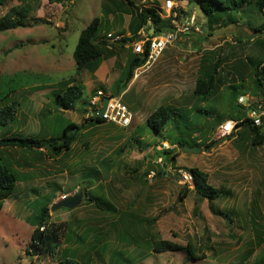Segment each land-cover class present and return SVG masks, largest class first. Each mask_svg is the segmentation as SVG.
I'll list each match as a JSON object with an SVG mask.
<instances>
[{"label":"rangeland","instance_id":"rangeland-1","mask_svg":"<svg viewBox=\"0 0 264 264\" xmlns=\"http://www.w3.org/2000/svg\"><path fill=\"white\" fill-rule=\"evenodd\" d=\"M130 1L135 6L162 9L165 0ZM174 2L184 11L180 18L194 14L197 24L202 22L200 31L191 28L187 34L179 33L180 40L173 42L182 50V62L190 73L188 95H193L200 70L210 61L218 62L217 90L210 100L192 96L185 103L169 105L191 110L187 116L194 119L195 127L187 136L199 139V151H183L168 138L164 141L134 110L137 124L133 121L121 128L89 121L81 126L88 114L78 109L57 111L53 106L59 81H70L74 74L70 61L79 33L94 17L103 21L97 37L108 43V54L124 44L107 40L105 30L109 27L114 35L127 37L123 29L127 31L126 21L135 6L126 0L30 2L33 10L28 26L0 32V76L24 73L27 84L10 96L19 103L17 120L0 126V135L53 136L68 122L80 126L72 148L57 157H51L46 149H2L19 179L0 210V264H58L66 257L80 264H250L264 246V141L252 144L253 134L243 127L220 138L213 120L217 116L229 119L231 104L238 108L237 96H259L250 59L264 56V10L258 12L244 2L232 12L233 23L207 26L194 3ZM17 3L8 0L0 5V17ZM172 45H167L166 53ZM36 75L48 77L50 83L35 81ZM130 98V94L125 95L122 102L129 106ZM75 106L81 107V101ZM197 107L210 110V114L193 112ZM184 126L180 128L188 132ZM161 135H171L175 144L178 131L169 124ZM192 167L207 173L208 183L220 190L211 204L181 181L178 170ZM150 171L154 173L151 179ZM184 186L190 191L180 199ZM79 193L82 199L77 206L49 210L44 227L51 234L57 233L51 253L27 251L36 210L46 201L50 209L63 196ZM90 197L102 208L89 202ZM210 205L228 215L230 221L213 213ZM44 227L40 229L44 231ZM159 240L190 244L193 253L202 258L186 260L183 251L154 252L152 246Z\"/></svg>","mask_w":264,"mask_h":264},{"label":"trees","instance_id":"trees-1","mask_svg":"<svg viewBox=\"0 0 264 264\" xmlns=\"http://www.w3.org/2000/svg\"><path fill=\"white\" fill-rule=\"evenodd\" d=\"M8 0H0V5L4 4ZM17 5L10 8L3 16L0 17V32L6 30L15 29L19 27H27V21L29 19V14L33 10V7L29 4L30 2L38 3L39 0H14ZM53 2V0H48ZM128 4L134 5L130 0H126ZM188 2L194 3L204 16L206 17L207 26L212 25H227L233 23L234 17L231 15L232 12H236L241 8L244 2L251 3L254 8L263 13L264 10V0H188ZM248 3V4H249ZM177 12V17L180 18L184 14L183 9L177 7L175 8ZM224 12V13H223ZM162 9L158 6L145 7V6H135L134 16L132 21L135 22L134 26L129 27L130 36L128 38L122 37L118 42L126 43L131 42L135 39L138 31L142 26L149 23L150 28L153 30V34L166 33L173 29L168 18L161 17ZM100 17H94L91 22L83 29H81L77 43L73 50L72 57L75 61L76 68L82 69L87 68L89 71L93 72L99 65L100 61L103 59L107 52L108 43L103 37H97L100 26L102 24ZM264 26V25H263ZM258 31V29H256ZM264 44V42H262ZM145 54L130 55L127 60L125 71L121 81L116 85L115 94L113 96L119 95L127 86L130 79L133 77L134 69L141 65L145 60ZM250 65L252 68V77L255 88L257 90V95L260 93L264 94V56L263 59H250ZM217 67L218 62L214 63L211 61L207 63L203 70H200V75L196 78L194 84L193 94L197 99L201 101L210 100L217 90ZM24 73L15 72L10 75L3 74L0 76V126H10L17 120V108L19 103L10 96L17 90L25 88L26 78L23 77ZM35 81H39L42 84L50 83V79L43 75H36ZM58 83V82H57ZM59 89L54 94L52 99L53 106L57 111H68L74 110L78 101H81L82 106L79 108L82 114H88L89 101L82 98L84 95V90L80 84L71 82L68 79L59 81ZM29 85H33V82ZM28 87V86H27ZM231 87H234L233 85ZM33 88L38 89L37 85ZM235 95L238 93L237 88L234 90ZM237 96L236 99H238ZM237 107L234 105L231 108L233 111L230 113V118L239 119L245 116L246 108L240 105L236 101ZM201 111L204 114H210V110H203L202 108H195V111ZM189 110H180L177 107L172 106H160L154 110L147 118L146 125L152 133H157L160 135L164 141L168 140L175 145L176 148L182 149L184 147H199L202 146L199 139L196 137L187 136L191 135L195 126H193L194 119L187 116ZM196 119V118H195ZM184 120V121H183ZM192 120V121H191ZM214 124L219 125L223 122L221 116L214 118ZM89 121L95 124L105 123L99 117L89 115L81 123ZM186 124H185V123ZM184 127L188 130L185 132L180 128ZM172 124L175 131H178V136L176 143L174 144L172 136L169 135L165 137L161 135L166 129L167 125ZM241 126L253 134L252 144H258L264 141V126L256 127L247 118L244 119ZM58 129V128H57ZM80 126L73 122H68L65 125L59 127L56 130V135L45 136L43 134L37 136L32 135H20L8 132L6 135H0V210L4 200L9 197L15 189V184L18 178L17 170L12 166V163L3 156L2 149L5 148H18L25 151L46 149L51 157H57L63 152L69 151L77 139L78 130ZM77 130V131H74ZM191 131V132H190ZM44 133V132H42ZM212 143H215L213 141ZM206 148L210 147V144L205 145ZM172 149L171 151H173ZM169 151V152H171ZM167 152V151H165ZM193 178L192 190L196 196L200 199H207L208 203L211 204L214 199L220 196V190L214 188L208 183V175L204 171L198 168L192 167L187 168ZM190 191L187 186H184V192L179 196L180 199L187 195ZM89 202H93L97 207H100L98 200L94 197L88 199ZM49 202L46 201L42 204L33 215L34 218V229L31 232V241L28 245L27 251L32 254H43L45 252L52 251L55 247V242H57V233L53 234L47 232L48 227H44L49 218ZM210 209L216 215L222 216L228 222L229 216L221 211H215L210 205ZM44 227V231L40 228ZM49 231V230H48ZM154 252H167V251H183L185 253L186 260H198L202 258L201 256H196L190 244L186 246H181L170 240H159L153 246ZM58 264H80L74 258H63ZM249 264V263H247ZM250 264H264V246L261 248L255 259Z\"/></svg>","mask_w":264,"mask_h":264},{"label":"crops","instance_id":"crops-1","mask_svg":"<svg viewBox=\"0 0 264 264\" xmlns=\"http://www.w3.org/2000/svg\"><path fill=\"white\" fill-rule=\"evenodd\" d=\"M202 15L204 16V14ZM133 16L134 14H130L128 16V19L126 21L127 31L125 32V29H123V34L127 36L126 38L130 36L129 27L135 25V22L132 21ZM203 20L207 25L205 16ZM109 22L112 23L111 21ZM109 22L106 21V23ZM200 24L202 25V22ZM148 31L149 33H152L150 25L148 26ZM105 33L107 34L113 32L108 27L105 30ZM178 39L180 40V38ZM38 42L43 43V41L39 40ZM172 44L173 48L170 50V52L166 53L165 49L155 65L145 73L144 78H142V74L137 78L132 77L126 88L119 95L122 99L125 95L130 94L131 98L129 106H127L125 103L124 104L129 108L130 111L134 110L138 118L145 123L146 118L158 107L171 104H180V102L185 103L187 97H190V99H192V96H194V85L192 88L193 95H191V93L190 95H188L189 93L187 92L188 89L186 82L190 73L186 65L182 62V50L178 48V43ZM108 48L112 49L111 46H108ZM112 50L113 53L106 54V56L103 57L98 67L93 72L89 71L87 68L78 70L76 68L74 59L73 61H70V66H73L75 68L74 74L70 76V80L71 82L80 84L82 86L85 99H87L88 101L93 95H95L98 90L104 91L106 95H111L113 91H115L116 85L121 81L123 77L127 60L129 59L130 55L134 54L132 52L130 42L115 46ZM79 108L76 109L79 110ZM86 108L88 109L89 114V106H87ZM135 118L133 115V125L137 124L135 120L138 119ZM241 127H238L236 130Z\"/></svg>","mask_w":264,"mask_h":264},{"label":"built area","instance_id":"built-area-1","mask_svg":"<svg viewBox=\"0 0 264 264\" xmlns=\"http://www.w3.org/2000/svg\"><path fill=\"white\" fill-rule=\"evenodd\" d=\"M175 8L177 7L174 0H165L161 13L162 18L170 20L173 26L172 30L166 33L153 34V30L151 29L152 33H149L145 24L141 27L135 39L130 42L134 54L146 55L144 62L134 69L133 78H137L150 69L159 59L167 45L172 44L177 39L179 33L187 34L191 28L196 31L201 30V24H197L194 14L188 15L185 18L182 17L179 20ZM122 37V35H114V33L106 34V39L109 41H119ZM104 97H108V101L102 116L99 118L108 124L121 128L128 127L132 122L133 114L122 102L120 96L106 95L102 90H98L89 100L90 111L100 108ZM237 102L246 108L245 116L239 119L229 118L219 124L217 130L220 138L228 137L238 127H241L245 118L249 119L256 127L264 126V94L260 93L257 97L250 96L248 98L241 95L238 97ZM178 174L185 185H188V187L193 186V178L188 170L179 169ZM153 175V171H150L148 178L151 179Z\"/></svg>","mask_w":264,"mask_h":264},{"label":"water","instance_id":"water-1","mask_svg":"<svg viewBox=\"0 0 264 264\" xmlns=\"http://www.w3.org/2000/svg\"><path fill=\"white\" fill-rule=\"evenodd\" d=\"M107 101H108V97H104L102 99V102H101L102 106L98 109H93L92 111L89 112V114L92 116L101 117L103 112H104ZM182 150L193 152V151H199L200 148H198V147H184V148H182ZM81 199H82V195L80 193L63 196L59 201L54 202L52 204L50 210L58 209L61 207L72 208L74 206H77L80 203Z\"/></svg>","mask_w":264,"mask_h":264},{"label":"clouds","instance_id":"clouds-1","mask_svg":"<svg viewBox=\"0 0 264 264\" xmlns=\"http://www.w3.org/2000/svg\"><path fill=\"white\" fill-rule=\"evenodd\" d=\"M90 112V111H89ZM90 115V114H89Z\"/></svg>","mask_w":264,"mask_h":264}]
</instances>
